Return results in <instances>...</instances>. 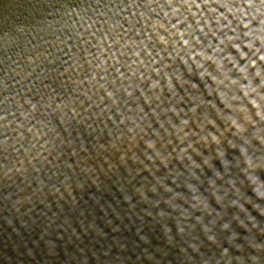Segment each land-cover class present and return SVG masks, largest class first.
Returning a JSON list of instances; mask_svg holds the SVG:
<instances>
[{"label": "clouds", "instance_id": "obj_1", "mask_svg": "<svg viewBox=\"0 0 264 264\" xmlns=\"http://www.w3.org/2000/svg\"><path fill=\"white\" fill-rule=\"evenodd\" d=\"M102 173L163 246L65 264H264V0L0 8L4 220L74 202Z\"/></svg>", "mask_w": 264, "mask_h": 264}, {"label": "water", "instance_id": "obj_2", "mask_svg": "<svg viewBox=\"0 0 264 264\" xmlns=\"http://www.w3.org/2000/svg\"><path fill=\"white\" fill-rule=\"evenodd\" d=\"M29 7L30 0H0V8L17 12L20 20ZM120 171L123 174L122 167ZM115 181V174L102 173L98 184L88 181L82 188L73 187L74 202L69 197L57 205L49 197L50 208L37 205L30 215L16 220L14 226H9L0 213V264H65L68 255L80 248L100 250L113 245L115 253L119 245H126L129 250L135 245L150 250L162 247L164 242L159 238L158 227L151 225V217L144 216L142 221L137 215L145 206L130 208ZM54 213L57 219L49 227L48 220ZM65 221L64 227H57ZM141 236H146L148 242L141 240ZM50 247L54 255L50 254ZM29 250L32 256L26 257Z\"/></svg>", "mask_w": 264, "mask_h": 264}]
</instances>
